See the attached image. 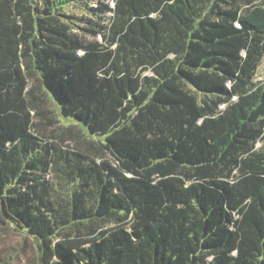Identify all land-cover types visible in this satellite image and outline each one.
<instances>
[{
  "label": "trees",
  "instance_id": "obj_1",
  "mask_svg": "<svg viewBox=\"0 0 264 264\" xmlns=\"http://www.w3.org/2000/svg\"><path fill=\"white\" fill-rule=\"evenodd\" d=\"M263 56L264 0H0V229L36 264H264Z\"/></svg>",
  "mask_w": 264,
  "mask_h": 264
},
{
  "label": "rangeland",
  "instance_id": "obj_2",
  "mask_svg": "<svg viewBox=\"0 0 264 264\" xmlns=\"http://www.w3.org/2000/svg\"><path fill=\"white\" fill-rule=\"evenodd\" d=\"M257 78L264 79V56L257 70ZM56 110V109H55ZM61 124H70L71 120L57 116ZM24 235L11 228L0 229V258L5 264H36L37 246L30 237L24 241ZM0 260V264H4Z\"/></svg>",
  "mask_w": 264,
  "mask_h": 264
}]
</instances>
